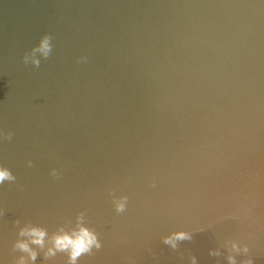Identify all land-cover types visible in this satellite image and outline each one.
Masks as SVG:
<instances>
[{"label":"water","instance_id":"1","mask_svg":"<svg viewBox=\"0 0 264 264\" xmlns=\"http://www.w3.org/2000/svg\"><path fill=\"white\" fill-rule=\"evenodd\" d=\"M0 169V264H264V0H0Z\"/></svg>","mask_w":264,"mask_h":264},{"label":"clouds","instance_id":"2","mask_svg":"<svg viewBox=\"0 0 264 264\" xmlns=\"http://www.w3.org/2000/svg\"><path fill=\"white\" fill-rule=\"evenodd\" d=\"M51 39L52 37L45 36L42 39L39 47L33 49V53L40 52L43 55V57L47 59L52 51V45L50 43ZM28 62H29V58L28 56H25L23 58L24 65H27ZM32 64L38 68L40 66V61L32 60ZM11 135L12 134L9 133L6 138L10 140ZM53 175H55V172L53 173ZM6 180L14 181L15 177L7 169H0V184H3ZM125 202H126V198H123L121 201L116 203V211L118 213L123 212L125 210ZM81 220H82V216H81ZM19 235L21 237H28L29 241L18 242L15 245V247L20 251L27 253L31 261H35L37 257V253L29 247V244H33L41 249H44L46 244V237H47L46 231L41 228L26 227L24 229H21ZM191 239H192L191 234L186 232H179L165 238L163 242L166 245H169L173 250H175L177 248L178 242L185 240L190 241ZM48 242L51 244V247L47 248V251L45 252V258L47 259L49 257H52L57 252H66L69 256V264H76L77 260L82 255L91 254L93 248L99 249L101 247L94 231L82 226V224L80 223H78L77 229L71 231L70 233L64 232V230L61 229L60 233L54 234ZM230 251L231 253H235V254H240V253L247 254L248 248L247 246L241 248L236 243L232 242L230 245ZM209 255L220 256L221 253L217 249L214 251H210ZM227 261L228 264H237L235 255L232 254H229L227 256ZM18 264H27V262L23 257H21ZM192 264H196V260L194 257L192 258ZM241 264H253V261L251 259H247L242 261Z\"/></svg>","mask_w":264,"mask_h":264}]
</instances>
